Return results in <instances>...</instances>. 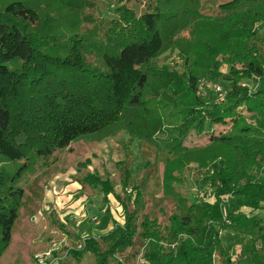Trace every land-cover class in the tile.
Wrapping results in <instances>:
<instances>
[{"label":"trees","instance_id":"1","mask_svg":"<svg viewBox=\"0 0 264 264\" xmlns=\"http://www.w3.org/2000/svg\"><path fill=\"white\" fill-rule=\"evenodd\" d=\"M86 2L0 3V259L10 246L24 196L17 182L31 168V159L81 138L101 140L126 130L167 153L170 177L178 179L175 174L195 166L197 196L173 194L176 211L165 231L148 215L139 224L137 185L135 208H125V224L116 223L100 238L89 236L71 255L89 251L97 264H129L117 255L139 235L147 241L143 264H216V255L223 264H238L221 236L227 230L243 238L241 255L250 264H264V0H232L214 17L201 19L199 0H153L140 16L119 5L117 17L103 25V68H90L81 59L79 47L85 43L72 40V28L67 35L72 47L60 59L57 38L66 25L62 29L48 17L43 26L44 4L57 18L73 15L80 23ZM190 24L194 40L179 43L176 36ZM170 47L184 54L183 74L153 65ZM54 60H61L68 75L84 70L86 76L75 81L70 74L51 82ZM202 78L220 84L224 100L212 88L200 91ZM244 111L254 114L248 119ZM220 124L230 125L214 132ZM31 132L36 135L30 137ZM209 132L206 144L175 149L192 134ZM28 146L33 149L26 155ZM3 161L18 166L6 170ZM86 180L102 190L104 201L115 191L108 179L90 173ZM122 183L125 191L129 182Z\"/></svg>","mask_w":264,"mask_h":264},{"label":"rangeland","instance_id":"2","mask_svg":"<svg viewBox=\"0 0 264 264\" xmlns=\"http://www.w3.org/2000/svg\"><path fill=\"white\" fill-rule=\"evenodd\" d=\"M199 1L198 18H209L221 12L222 4L232 0ZM152 4L153 0H87L82 13L78 16L80 23L72 20L73 15H62L57 18L54 8L44 4L43 26L45 27L44 21L48 17L53 23L55 21L62 23V29H65L66 25V30L60 31L66 38L64 36L57 38V46L63 43L67 45L58 47L60 59L72 47L67 43V40H70L67 35L72 28L76 37L72 40L85 43L79 47L81 59H84L90 68H103L99 53V48L106 38L103 25H106L110 18L117 17L114 8L122 5L140 16ZM260 32H264L263 25L260 26ZM194 34L196 32L190 24L176 36V40L179 43H189L194 40ZM73 55L75 56L74 52ZM60 62L61 60H54L53 72L48 78L51 82L59 78L63 81L70 74L75 81H81L78 75L82 78L86 76L84 70L70 72L68 75L65 70L67 67L63 68ZM153 65L158 69L183 74L184 54L182 50L170 47L156 57ZM28 75L30 77L33 75L31 70L28 71ZM205 80L211 82L209 79ZM244 113L248 119L254 114L246 111ZM229 125H215L213 131L224 132ZM210 134V132L201 136L192 134L175 146V149L204 145L208 142ZM34 135L36 133L31 132L30 137ZM20 137L25 139L24 135ZM157 137L159 138V135ZM161 139H164V135ZM174 143L175 141L171 142L169 147L175 145ZM28 147H25L26 155L33 149L31 146ZM166 157L167 153L155 142L136 139L126 130H120L101 140L92 137L81 138L66 148L55 149L47 157L31 159L34 161L31 168L25 170L17 182L23 187L24 196L12 229L10 246L0 259V264H38L35 256L49 250H54L49 257L53 264H97L93 252H83L79 256L71 255V252L82 247L89 236L100 238L113 229L116 223L125 224V208L130 210L135 208V200L138 197L135 189L137 185L142 192L139 196L141 198L139 224L144 216L148 215L156 218L160 226L168 231L170 214L176 211L173 194L197 196L198 176L197 168L190 164L183 173L175 174L180 175V178L170 177L165 171ZM5 164L7 165L5 169L10 171L18 166L3 161V165ZM90 173L100 179H108L117 192L110 193L108 200L104 201L102 190L86 180ZM124 180L129 182L125 191L121 187ZM221 236L234 261L238 264H250V261L241 255L242 237L227 230L223 231ZM135 238V244L118 254L117 258L129 264H141L147 241L139 235ZM101 245L105 247L104 242ZM215 259L216 264L224 263L217 255Z\"/></svg>","mask_w":264,"mask_h":264},{"label":"built area","instance_id":"3","mask_svg":"<svg viewBox=\"0 0 264 264\" xmlns=\"http://www.w3.org/2000/svg\"><path fill=\"white\" fill-rule=\"evenodd\" d=\"M206 88H212L218 94L219 100H224L226 96V90L220 84L206 81L204 78L200 79V83H199L200 91H203ZM94 219L96 221V217ZM53 251L54 250H49L36 255L35 259L37 260L38 264H53L52 261H49V257L51 256V252ZM141 264H143V260L141 261Z\"/></svg>","mask_w":264,"mask_h":264}]
</instances>
